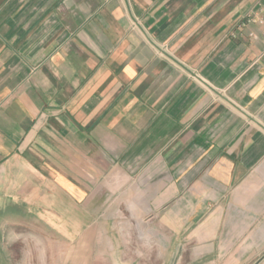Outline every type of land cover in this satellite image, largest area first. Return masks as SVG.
<instances>
[{"label":"crops","instance_id":"0c3cea01","mask_svg":"<svg viewBox=\"0 0 264 264\" xmlns=\"http://www.w3.org/2000/svg\"><path fill=\"white\" fill-rule=\"evenodd\" d=\"M60 261L264 264V0H0V264Z\"/></svg>","mask_w":264,"mask_h":264},{"label":"rangeland","instance_id":"374dc122","mask_svg":"<svg viewBox=\"0 0 264 264\" xmlns=\"http://www.w3.org/2000/svg\"><path fill=\"white\" fill-rule=\"evenodd\" d=\"M19 231L21 230H18V229H15V230H11V232H16L18 233ZM23 231V230H22ZM34 230H31L30 228H26V230L23 232L25 236H29L31 234H33ZM35 232L37 233L38 237H40L41 239H46L47 238H50L51 236V231L46 229V228H41V229H38V230H35ZM23 235V236H24ZM59 240H60V254L62 252H65V245L63 243H65V237L63 235H59ZM59 264H65V261H60Z\"/></svg>","mask_w":264,"mask_h":264}]
</instances>
